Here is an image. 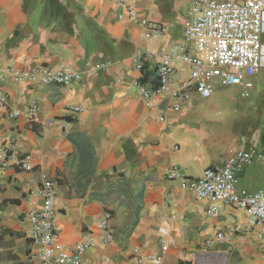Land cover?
Segmentation results:
<instances>
[{"label":"crops","instance_id":"crops-1","mask_svg":"<svg viewBox=\"0 0 264 264\" xmlns=\"http://www.w3.org/2000/svg\"><path fill=\"white\" fill-rule=\"evenodd\" d=\"M126 1L135 8V21L120 19L114 0H0V89L7 98L0 109V151H10L0 178V264H37L27 215L41 205L40 175L54 185L61 248L72 249L85 234L99 240L98 223L111 215L112 242L86 250L82 264H137L160 253L163 244L162 264H222V258L238 264L242 250L253 252L255 261L243 257L240 264H263L257 246L248 244L259 226L248 224L244 210L218 203L219 213L207 215L208 202L166 176L176 165L198 178L244 150L227 134L223 85L216 83L202 98L186 67L177 65L166 92L147 101L137 89V83L149 91L156 87L158 61L142 59L137 70V56L181 40L189 0ZM140 19L161 25L163 35L145 39ZM61 65L80 72L81 80L25 85L5 72ZM183 90L189 99L175 112L174 95ZM31 105L38 113L29 121ZM74 107L82 111L72 112ZM25 156L30 172L16 165ZM237 177L240 188H264V171L256 164ZM219 232L223 241L212 242Z\"/></svg>","mask_w":264,"mask_h":264},{"label":"built area","instance_id":"built-area-1","mask_svg":"<svg viewBox=\"0 0 264 264\" xmlns=\"http://www.w3.org/2000/svg\"><path fill=\"white\" fill-rule=\"evenodd\" d=\"M122 8L120 19L136 20V11L126 0H114ZM145 30L144 38L155 40L164 33V28L140 19ZM264 33V0H189L187 24L180 41L160 49L157 53L144 51L137 56L136 68L142 69V59H155L154 75L157 85L151 91L143 84L137 83L141 96L150 101L153 95H161L168 90L177 65L186 67L189 82L202 98L212 95L213 86H240L244 97H249L253 88L252 78L264 67V45L261 35ZM13 79L25 85L68 86L81 80V73L73 68L61 65L57 68L40 67L30 71H5ZM175 102L171 110L180 111L189 99L183 90L174 95ZM7 98L0 89V109L5 108ZM72 112L82 108L74 107ZM38 108L27 107L26 117L29 121L36 118ZM18 116V111H12ZM10 151L8 147L0 151V178L8 166ZM258 165L264 171V152L234 151L223 165L207 167L198 178L187 177L174 165L167 171L169 180L179 181L183 188L198 200L206 201L209 207L207 215L219 213L218 203H225L246 212L247 222L259 226L257 239L264 240V188L251 191L239 187L237 173L245 167ZM19 170L30 172L32 166L27 156L16 161ZM38 194L41 205L28 213L30 240L34 246L32 258L37 264H82L81 257L91 247L108 245L113 240L111 215L106 212L98 223L101 232L99 240L93 234H85L72 249H63L57 244V210L56 193L51 180L40 175ZM221 232L216 233L212 242L223 241ZM167 246L162 245L158 254L139 258L137 264H162V255Z\"/></svg>","mask_w":264,"mask_h":264},{"label":"rangeland","instance_id":"rangeland-1","mask_svg":"<svg viewBox=\"0 0 264 264\" xmlns=\"http://www.w3.org/2000/svg\"><path fill=\"white\" fill-rule=\"evenodd\" d=\"M261 43L264 45V33L261 35ZM253 88L249 97L243 96L240 86H223V92L228 98L230 111V127L228 135L234 141L240 139L239 146L245 152H264V67L252 78ZM217 89V88H216ZM243 150V151H244ZM258 241V242H257ZM249 246H257L259 258L264 264V240L259 241L255 233L248 239ZM237 251V250H236ZM241 258L237 263H245L243 257H247L249 263L255 261L253 252L237 251ZM224 264V258L221 259ZM230 264V262H228Z\"/></svg>","mask_w":264,"mask_h":264},{"label":"trees","instance_id":"trees-1","mask_svg":"<svg viewBox=\"0 0 264 264\" xmlns=\"http://www.w3.org/2000/svg\"><path fill=\"white\" fill-rule=\"evenodd\" d=\"M128 181H129V180H124V184H125V186L129 185V182H128ZM129 191H130V189H129ZM122 192H123L122 194L125 195V196H126L127 193H128V192H126V191H125V192L122 191ZM129 196H130V194H129ZM128 200H129V198H128ZM129 203H130V201L127 202V203H125V205H126V206H129ZM136 208H137V209H135V210L138 211V207H136ZM135 223H136V219H134V220L132 221L131 225H134Z\"/></svg>","mask_w":264,"mask_h":264},{"label":"bare ground","instance_id":"bare-ground-1","mask_svg":"<svg viewBox=\"0 0 264 264\" xmlns=\"http://www.w3.org/2000/svg\"><path fill=\"white\" fill-rule=\"evenodd\" d=\"M263 51H264V48H263Z\"/></svg>","mask_w":264,"mask_h":264}]
</instances>
